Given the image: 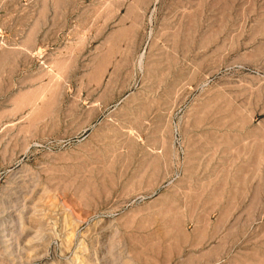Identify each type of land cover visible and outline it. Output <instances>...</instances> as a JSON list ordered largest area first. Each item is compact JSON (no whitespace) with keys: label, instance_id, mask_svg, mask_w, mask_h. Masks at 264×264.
<instances>
[{"label":"rangeland","instance_id":"374dc122","mask_svg":"<svg viewBox=\"0 0 264 264\" xmlns=\"http://www.w3.org/2000/svg\"><path fill=\"white\" fill-rule=\"evenodd\" d=\"M0 264H264V0H0Z\"/></svg>","mask_w":264,"mask_h":264}]
</instances>
